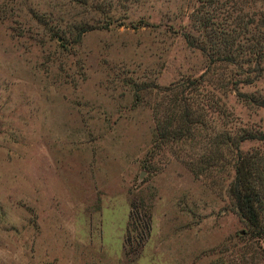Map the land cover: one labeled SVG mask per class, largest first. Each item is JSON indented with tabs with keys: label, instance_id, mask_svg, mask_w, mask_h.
Wrapping results in <instances>:
<instances>
[{
	"label": "rangeland",
	"instance_id": "rangeland-1",
	"mask_svg": "<svg viewBox=\"0 0 264 264\" xmlns=\"http://www.w3.org/2000/svg\"><path fill=\"white\" fill-rule=\"evenodd\" d=\"M203 1L0 0V264H264L227 193L235 150L204 138L264 152L241 98L264 97V63L188 46ZM211 1L264 19V0ZM198 79L201 130L158 145L167 94Z\"/></svg>",
	"mask_w": 264,
	"mask_h": 264
},
{
	"label": "trees",
	"instance_id": "trees-1",
	"mask_svg": "<svg viewBox=\"0 0 264 264\" xmlns=\"http://www.w3.org/2000/svg\"><path fill=\"white\" fill-rule=\"evenodd\" d=\"M213 3L211 0L202 2V5L206 7H212L210 12L201 11V14L193 20L197 24L196 31L200 34L195 37L186 35L188 46L201 51L210 65L227 63L237 66L235 60L238 57H240V64L244 65L264 63L262 14L257 16L256 22L246 19L248 15H243L241 10L240 18L231 17L232 15L228 14L225 17L218 16L217 10L220 8ZM197 83L199 79L192 80L190 81L192 89L172 90L170 94H167L165 116L162 114L161 117H155V134L158 145L191 139L201 130L200 127L204 124V112L198 106L194 107L197 104L192 97L193 92L196 91L194 84ZM237 95L240 98V94L237 93ZM241 98L243 102L264 109V97L244 95ZM242 132L244 133L237 138L221 134L205 135L204 138L205 143L208 141L207 144L214 149L213 160H223L221 149L231 155L235 150L232 165L234 176L228 184L227 193L238 217L243 220L250 234L259 238L264 235V152L258 150L239 152L237 146L240 141H261L262 137L256 133ZM209 157L210 154L207 159ZM144 231H149L148 223L144 225Z\"/></svg>",
	"mask_w": 264,
	"mask_h": 264
}]
</instances>
